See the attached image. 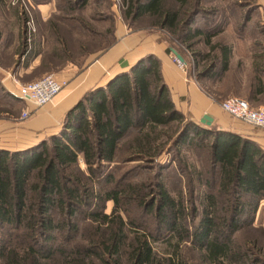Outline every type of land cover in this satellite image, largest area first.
I'll list each match as a JSON object with an SVG mask.
<instances>
[{
	"label": "trees",
	"instance_id": "16d2710c",
	"mask_svg": "<svg viewBox=\"0 0 264 264\" xmlns=\"http://www.w3.org/2000/svg\"><path fill=\"white\" fill-rule=\"evenodd\" d=\"M124 1L131 25L147 17L150 26L167 30L192 53L198 77L226 81L233 45L214 39L230 23L216 24L215 17L231 11L243 29L252 8L240 0L227 10L206 0ZM80 2L83 7L88 0ZM199 14L211 23L204 18V27L196 26ZM114 32L115 27L102 50L114 43ZM20 35L27 49L25 34ZM200 42L207 51L196 47ZM67 49L51 53L73 61ZM121 147L122 160L152 162L164 150L174 154L150 181L123 183L107 172ZM182 148L195 149L196 155L203 151L205 160L196 166ZM173 164L179 173L175 193L163 173ZM261 201L264 150L239 133L187 119L163 83L159 59L147 54L86 91L47 139L23 149L0 147V264H258L257 242L241 245L234 237L253 225ZM131 207L140 211L139 218L130 216ZM146 216L152 225L144 222ZM82 219L91 229L84 242L72 243ZM161 242L170 246L166 255L153 246ZM185 245L194 253L191 261L182 253Z\"/></svg>",
	"mask_w": 264,
	"mask_h": 264
},
{
	"label": "rangeland",
	"instance_id": "374dc122",
	"mask_svg": "<svg viewBox=\"0 0 264 264\" xmlns=\"http://www.w3.org/2000/svg\"><path fill=\"white\" fill-rule=\"evenodd\" d=\"M209 1L219 4L225 10H227L226 7L229 3L234 1L236 2V0H206V4L209 5ZM240 1L242 4L247 5L248 8H252L250 20L245 24L243 29H238L241 24L240 19H238L236 15H233L231 11H227L228 13L224 15H218L215 17L214 21L216 24L222 22L223 26L227 23V20L230 24H226L224 26L223 33L215 37L214 40L231 43L234 47L236 57L246 56V46L250 45L255 47L253 54H259L260 52L264 54V0ZM39 2L40 3L37 4L33 0H0V50H3L5 54L0 56V61H2L1 58H3L4 62L10 61L7 65H12L13 67L17 65L18 60H20V53L22 50V40L21 38H18L20 33L25 34V41H27V44L30 45L32 50L37 48L36 44L39 40H43L46 45V56H44V58L49 63L54 61L53 64H57L59 59L48 58L50 55H47L53 46L57 47L56 44L58 41L56 40L57 37L54 33L57 32L60 36L59 38L64 42V48H68L67 50L70 52L73 62L77 65H81L99 54L102 51V48L112 40V31L117 21L125 23L127 26H131L133 28H148V26H150L149 20L146 19L147 17H144L131 25L130 21L124 18V14L128 8V5L124 0H88L86 5L83 7L80 6V0H71V2L69 0H39ZM44 4H46L43 7L44 10L46 9L49 11L59 12L57 15H52L50 23H48V21H42L39 18L38 6ZM73 6L74 8L72 9ZM16 11L21 16V20L18 18V13ZM239 12L242 11H239L238 9L237 13L239 14ZM228 16L231 17L227 19ZM60 18H63V20ZM204 18H206L207 23H211V17H203L202 14H199L195 20L196 26L204 27ZM162 33L165 38L171 42V46L177 49L180 52V55L187 62L186 70L188 74L195 78L204 90L210 93H213L214 91L218 92L219 90L221 91L218 92L222 93V97L219 98V104L229 95H236L246 99L247 95L241 94L238 89L231 91V88L237 84V80L241 77L240 74L243 69L241 66L238 67V70L236 67H232L228 77H226V81L223 79L220 83L215 81L217 77L214 75L198 77V72L193 62L195 57L192 56V53L187 51L185 47L178 43L174 35L169 33L167 30H163ZM41 35L44 36V39L41 38ZM58 44L62 43L60 42ZM175 44L177 45L176 47ZM9 47L13 50L12 52L6 51ZM196 47L201 51H207L203 42H200ZM60 48L62 47L60 46ZM9 52L11 53L10 55H8ZM60 58L70 59L66 55L65 57L61 56ZM57 69L58 67L55 65H53L52 69L50 68L47 71H43L42 68H38L35 73L16 76L18 78H16V80H18L17 83L24 84L30 81L38 80L47 75H53L56 77ZM243 71L245 74L243 75V78L246 77L247 79L251 76L249 72L246 73V70L243 69ZM1 73L3 72H0V80L2 77ZM3 90H5V88L0 83V120H21L20 114L24 109V106L22 105L24 102L22 100L18 101L17 98L5 94L4 92L2 93ZM13 90H17V86H15ZM12 94L16 96L15 92ZM226 117L228 119L230 118L231 122L242 125L243 127H248V125L244 124L240 120L233 119L229 115H226ZM210 127L219 128L217 126ZM164 140L165 137H162L161 142ZM167 148L168 145L165 150ZM122 149L123 147H121L120 151L117 153L116 162L107 167V172L110 171L114 173L115 177L117 179L119 178L123 183L127 181L130 183L150 181V178L152 177L154 171L156 172L158 165H165L171 162V156L174 154L167 153L164 150L162 154L157 156V158H155L152 162L136 159L122 160L125 154ZM194 151L187 148L181 149V153L185 154L189 162L199 166V164H202V161L205 160V153L203 151H197L196 155V151ZM79 165L80 168L83 169V162L79 163ZM163 173L168 190L171 193H175V190L179 185V173L176 170L175 165L173 164L171 170L166 172L164 171ZM111 208L112 202L109 201L106 203L105 212L109 213ZM137 210L135 207H131L130 216L132 218H139V210ZM144 222L152 225V219L148 216L145 217ZM79 226L80 231L74 237V241L72 243L84 242L83 234L85 235L86 231L91 229V223L88 220L82 219ZM234 238L241 245H246L248 242L252 243L253 241H256L260 247L258 264H264V201H261L259 205L253 225L248 229H242L239 232H236ZM153 246L161 255H166L170 252V246L167 243H155ZM182 253H184L187 261L194 259V253L188 248V246L186 247L185 245L182 247Z\"/></svg>",
	"mask_w": 264,
	"mask_h": 264
},
{
	"label": "crops",
	"instance_id": "0c3cea01",
	"mask_svg": "<svg viewBox=\"0 0 264 264\" xmlns=\"http://www.w3.org/2000/svg\"><path fill=\"white\" fill-rule=\"evenodd\" d=\"M45 5L38 6L39 18L42 21H47L52 15L59 13L44 10ZM162 32V29L153 26L133 28L117 21L114 43L81 65H77L68 58H60L61 56L65 57L64 53L59 55L51 53L55 49L56 51L64 49L62 44H58L60 42L56 44L57 47L53 46L47 53L50 55L48 58L59 59V61L57 60V64H53L54 61L49 63L44 58L46 45L43 40H39L36 44L37 48L33 50L30 45L27 49H22L20 60L14 67L7 65L10 61L4 62V59L1 58L0 72L3 73H1L0 83L5 90L11 93H16L17 90L13 89L19 85L16 76L35 73L38 68L47 71L52 69L53 65L58 67L56 78L66 81V84L51 102L37 109L31 103L23 101L24 109L32 110L30 117L21 120H0V147L9 150L12 148H14L12 150L23 149L56 133L66 112L86 91L105 85L116 73L128 70L140 57L153 54L159 59L162 80L169 91L174 106L187 119L200 123V119L207 114L212 118L209 126H217L220 129L246 136L254 140L264 150V130L251 126L243 127L231 122L230 118L226 117L228 114L221 109L219 104L222 93L217 92L214 95L207 92L195 78L188 74L187 70H182L177 66L172 59V54L173 50L178 54L180 52L171 46V42L165 38ZM41 38L44 39V36L41 35ZM246 47L247 55L237 57L233 47L226 77L232 67H236L238 70V67L241 66L246 70V73L249 72L251 76L247 79L243 78L245 74L242 69L241 77L237 80V84L231 88V91L238 89L241 94H246V100L252 106H264V54L261 52L253 54L255 50L253 45ZM168 49L171 53L168 52ZM2 51L0 50V56L5 55ZM6 51L12 52L13 50L9 47ZM10 52L8 55L11 54ZM228 82L230 83L229 80Z\"/></svg>",
	"mask_w": 264,
	"mask_h": 264
},
{
	"label": "built area",
	"instance_id": "2783aa9c",
	"mask_svg": "<svg viewBox=\"0 0 264 264\" xmlns=\"http://www.w3.org/2000/svg\"><path fill=\"white\" fill-rule=\"evenodd\" d=\"M173 61L182 70H186L187 62L181 61L172 54ZM66 84L64 80H58L53 75L44 76L38 80L19 84L16 91V97L26 103H31L35 109L51 102ZM221 109L230 117L240 120L244 124L264 130V106H252L246 99L236 95H229L220 103ZM32 110L23 109L21 119L30 117ZM82 163V158H79Z\"/></svg>",
	"mask_w": 264,
	"mask_h": 264
},
{
	"label": "water",
	"instance_id": "95a60500",
	"mask_svg": "<svg viewBox=\"0 0 264 264\" xmlns=\"http://www.w3.org/2000/svg\"><path fill=\"white\" fill-rule=\"evenodd\" d=\"M174 51V55L178 58V59H180L181 61H184V58L180 55V54H178L175 50H173ZM211 122H212V118L210 117V116H208L207 114H205L201 119H200V123L201 124H205V125H207V126H209L210 124H211Z\"/></svg>",
	"mask_w": 264,
	"mask_h": 264
}]
</instances>
